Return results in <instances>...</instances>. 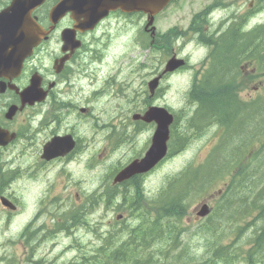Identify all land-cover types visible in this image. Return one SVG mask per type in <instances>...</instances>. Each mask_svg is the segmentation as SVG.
<instances>
[{
	"label": "clouds",
	"instance_id": "1",
	"mask_svg": "<svg viewBox=\"0 0 264 264\" xmlns=\"http://www.w3.org/2000/svg\"><path fill=\"white\" fill-rule=\"evenodd\" d=\"M12 3L13 0H9L10 6ZM9 7L0 10V12ZM246 7L247 5H242L237 8L236 4H231L227 8L217 7L212 9L205 17L207 25L205 39L201 38L199 30L189 32L187 28L182 29L170 38L169 47L171 52L166 53L159 49L152 50L148 60L149 67L144 69H139V66L145 62L143 55H136L135 60L131 63L125 62L127 57L143 51L141 43L138 42L139 33L144 30L143 20L136 23L130 15H106L104 17L107 18L99 19L90 30L81 31L79 28H74V25L83 22L84 18L80 17L79 20H76L73 18L71 11L66 12L70 14V19L74 22V31L79 30L81 34L87 31V34L83 35V47L77 59L69 63L70 73L59 77L57 74L61 70L62 60L56 58L61 55L68 57L72 48L65 47L66 41L62 38V31H57L51 38L44 31L39 36V40H45L46 45L29 61V74L31 78L34 74L39 78L44 76L50 82L46 87L51 89L54 85V92L46 102L40 104L32 112L27 119L26 126L31 132L35 133L36 130L41 128L47 114L52 110L53 103L65 105L66 109L64 111H57L56 113L60 120L50 122L51 129L48 130L47 135L51 139L46 144L56 137L53 135V130L59 126L62 138L65 136L71 137L72 132L75 130L78 136L87 138L90 141L94 140L96 142L93 145L95 150L104 147L108 137L114 131L113 127H105V125H110L112 121H116L118 125L116 131L120 130V125L126 126L127 133L134 134L133 139L125 141L114 149L103 164H97L94 167L89 166V161L93 157V148H88L87 151L78 155L67 165V172L70 174L71 181L79 183L81 190L86 194L91 195L97 190L102 191V178L108 175L112 167L119 166L121 163H131L133 160L140 163L146 159L148 154L145 149L153 147L154 135L158 127L157 123L155 122V126L150 130L140 129L136 131V126L134 124L129 125L128 120L122 115L128 113V118H132L131 109L133 105L129 103V100H134L138 93L141 96V102L147 98L144 95L146 91L145 76L151 73L159 77L165 72L170 60L182 62L183 70L172 73L163 80L160 86L163 90L162 95L154 102H150L146 106L145 112L149 107L170 109L174 113L183 111L191 99L190 94L196 77V70L206 63L210 56L211 49L206 40L213 37L219 38L233 23L231 18L234 15L244 14ZM145 14L148 17L149 14L146 12ZM255 24V20L247 23L244 30L251 31ZM49 31H51V28ZM167 31L168 29H164V32ZM8 51H11V49L9 48ZM39 53H43V55ZM165 55L168 56L169 61L162 62L161 58ZM29 56H32V51ZM57 67H60L59 71H57ZM5 79L11 80L12 78L0 75V83L4 85L3 91H0V112L8 113L16 104L22 110L21 93L24 91L17 92L12 89L11 84L6 85L3 82ZM113 79L126 85L124 96L118 97L113 92L99 96L95 95L100 93ZM5 88L9 89L8 94L5 93ZM15 97H19V99H15ZM42 101H44V98ZM191 107L194 111L198 107V102H193ZM15 109L17 111L16 107ZM82 109L90 110L91 118L88 121L80 119ZM20 123L24 124L23 118ZM21 143L29 144L32 141L24 140L21 137ZM46 144L41 145L43 153ZM138 153L142 154L139 155V158H137ZM193 155L194 151L189 150L186 152L180 166L171 170H160L145 177L142 183L144 196L149 199L158 196L160 190L167 186L166 177L178 175L182 172ZM31 163L32 158L27 157L22 163L17 162L11 167L13 169L17 166L27 168ZM63 167V164H58L48 170L46 174L41 173L35 179L25 176L15 182L13 190L16 191L17 198L23 202L24 211L10 222H8L6 215L2 218L7 225L0 228V244L5 245L4 251L11 252V246L7 242L20 239L24 229L32 223L34 218H36L34 228L39 227L44 222L45 217L43 214L37 217V214L41 211V202L44 200L48 189L56 182ZM134 191L135 189H133ZM67 210V207L60 209L61 213ZM102 214L103 208L101 207L92 214V223L99 222L101 224L99 231L106 235L108 224L106 220L100 219ZM113 215L114 213H109L107 219H111ZM187 222L186 220L185 223ZM251 231L249 229L245 235H250ZM74 239H77L81 245H87L90 241L98 247L102 244V240H98L93 232H85L83 227L74 230L72 235L60 231L55 238L45 242L43 251H38L34 259L43 261L44 264H52L59 253L73 245ZM181 239L187 244L188 254L196 264H203V259H206L208 255L207 241L210 238L205 234L195 232L193 229L190 239H186L185 234H181ZM32 243L35 244L36 241ZM52 245H55V247H52ZM49 249L51 250L49 251ZM78 256L79 249L72 246L69 251L59 257V260H56L55 264L72 261ZM10 258L11 256H9ZM0 264H3V262H0ZM77 264H79L78 260Z\"/></svg>",
	"mask_w": 264,
	"mask_h": 264
},
{
	"label": "trees",
	"instance_id": "2",
	"mask_svg": "<svg viewBox=\"0 0 264 264\" xmlns=\"http://www.w3.org/2000/svg\"><path fill=\"white\" fill-rule=\"evenodd\" d=\"M243 37L236 42L231 38L226 46L220 45L214 50L211 58L214 65L221 68L214 69L213 76H206L190 94L191 100L198 102L195 117L208 116L224 126L223 140L226 141L218 143L200 165L193 167L190 164L184 169L193 172V176L167 177V186L155 198L145 200V204L139 203L141 180H129L114 186L109 184L106 202L122 190L123 200L129 204V213H138L143 222L132 231L122 225L119 230L109 232L102 244L93 246L90 253L82 250L78 258L63 264H77V260L79 264H196L189 254L175 252L179 244L176 228L189 204L221 181L224 185L213 207V215L206 218L204 225L197 226V233L204 231L202 233L210 238L203 264H238L239 261L242 264H264V224L258 231L255 225L253 235L245 242L247 247L238 241L242 233L238 225L237 240L230 244L223 242L229 236L226 235L228 228H224L228 223L232 234L235 231L230 228L234 222L244 220L251 213L256 212L253 221L259 219L264 222V92L248 98L238 94L244 89L245 79L251 82L258 77L260 84L264 80V26ZM244 64H249L257 72L242 78L239 67ZM204 119L208 121L206 117ZM234 129L239 135L234 133ZM246 133L249 137L243 143ZM256 141L259 147L250 153ZM129 188L135 189L136 199L127 197ZM185 196L190 199L183 201ZM75 213L69 214L72 221L67 229L77 225L79 216L72 215ZM63 227L64 223L56 225L58 230ZM124 234H127L125 240L122 239ZM30 239L29 236L23 246L32 251ZM29 255L25 258L27 264L40 263L33 262Z\"/></svg>",
	"mask_w": 264,
	"mask_h": 264
},
{
	"label": "rangeland",
	"instance_id": "3",
	"mask_svg": "<svg viewBox=\"0 0 264 264\" xmlns=\"http://www.w3.org/2000/svg\"><path fill=\"white\" fill-rule=\"evenodd\" d=\"M208 1H211V0H177L176 2H173L172 4H170L163 12H161L158 16L155 17V20H154L155 27L157 28V30L160 33L164 32V29H168L171 26L172 27L176 26L178 28L186 27L188 24V21H189V17L192 14H194L195 12L199 11L201 8H203L207 4ZM245 1H247V0H245ZM232 2L234 4H237L236 1H232ZM132 19H134L136 23H139L141 20H143L145 22V18H142V16H140V15H134V16H132ZM257 20L259 22H264V11L262 13H260V15L257 17ZM139 36H141V35H139ZM141 37H142V39L138 38V42L141 43V45H142V43H144V47H145L147 43H145V41H143L144 37L143 36H141ZM161 51H163V50H161ZM151 52H152L151 50L147 49V50H143L140 53H134L132 56L127 57L125 59V62L131 63L135 60L136 55H143L145 57V62L139 66V69L147 68V67H149L148 60H149V57L151 56ZM167 58H168V56L165 55L161 59L164 61ZM154 76L155 75L148 73L145 76V84H146V82H149L151 80V78ZM257 81H259V79ZM247 85L249 87H251V89L253 90V83L247 84ZM263 85H264V80L261 84L260 83L256 84V86H259V90H257L259 93L264 92ZM125 87H126V85L121 84V83L115 81V79H113V80L109 81L108 85H106V87L102 90L103 93H101L100 95L108 93V92H113L116 96L121 97V96H124V94H125ZM255 95H257V94H255ZM129 103L131 105H133L131 110L140 108V106L142 104L140 94L138 93L134 100H129ZM189 106L190 105L186 106V108L183 111H181L179 113H175V114L181 115L183 112L189 113L192 109ZM31 114H32L31 111H27L26 113L21 114L19 119H20V121L22 118L24 119V124L20 123V131L23 134L22 137L24 138V140L32 141V143L24 144V143H21V139H20L15 145H13L10 148H8L7 150L3 151V156H9L10 159L13 160L12 161L13 164H17V162L22 163L25 158L31 157L32 163L28 165V168H29L28 170H30L32 172L35 169L36 170V177L38 175H40L41 173L46 174L48 170H50L53 167H56L58 164L64 165V167L61 170V173L58 174V178H57L56 182L48 189V192H52V196H51L52 199L50 200L51 208H50V206H46L45 210L50 209L51 214L49 213L48 216H46V215L44 216L45 217L44 223L48 227H50L52 225L51 217L59 210L58 203L60 202V200L58 201L57 199H54L56 196H53V195L61 193L62 200H63L61 207L62 208L67 207L68 209L71 208L72 206H77V203L79 202V200H78L79 198L81 199V202H82V199L83 198L86 199V197L88 196V194H86L84 191L81 190L79 183L75 184V182L71 181L70 174L67 172V165L69 163H71L72 160L75 159L78 155L87 151L88 148H93V145L96 142L94 140L90 141L87 138H82V137H81L82 138V140H81L80 136H78V134L74 130L75 134L81 140V142H84V145H87L86 146L87 150L85 149L81 153H76L75 156L72 158V160L69 162H56V163H51V164H45L44 167H40V166H38V163H39L38 158H39V154H40L39 152H40L41 142L46 137L47 133H44L42 131H38V132L33 133L30 131V129L26 125H27V119ZM122 115L124 116L125 119H127L128 113H123ZM90 118H91L90 111L88 114H84V116L82 114H80V119L83 121H88ZM181 122H182V120H180V122H178L177 129L175 130L176 137L178 139H180L181 135H182V131H181L182 127L180 125ZM113 125H115L113 128L114 131L108 137L107 143L104 145V147L100 148L99 150H95L93 148V157L89 161V165L92 162H94L95 165L103 164L104 160L107 159V157L111 154V152L120 146V144L116 146L114 143V138L116 135V128L118 126L117 122L112 121V123L110 125H105V127H109V126L113 127ZM120 129H122L121 126H120ZM147 129L150 130L152 128L148 127ZM213 131L214 130L207 131L202 136L192 139L182 151H180L179 153H176L175 155H173L170 158H168L167 160H165L164 163L158 169H156L154 172H157L160 170H171V169H174L175 167L180 166V164L182 163V161L185 157L186 152H188L189 150L194 151V155H193L190 162H192L194 165H197V164L203 162L206 159L205 157L208 155L211 148L213 147L212 145L215 141V139L213 140ZM189 136H190V138H193L192 134H190ZM124 164L125 163H121L119 166H123ZM114 168L115 167H112L109 170L108 175L111 173V171ZM107 176L102 178V185H101L102 189L105 188V186L107 184V181H106ZM223 182L224 181L218 182L214 187H212L213 192H216L219 187H222ZM14 184L15 183H13L11 186H9L8 192L11 195L17 196L16 191L13 190ZM97 191L99 192L101 190H97ZM67 194H69V195H67ZM46 196H47V194H46ZM59 197L60 196H58L57 198H59ZM19 201H21V200L17 199L18 203H19ZM22 204H23V202H22ZM23 206H24V204H23ZM101 207L103 208V214L100 217V219L106 220L107 224H108L107 234L104 235L100 232V240H102V241L109 236V234H108L109 232L113 231L112 227L114 225L112 223H113L117 214L122 215V218L124 219L125 224L127 223V225L129 227L136 226V224L138 223V220H141V218L138 216V213H131V214L129 213L127 206L125 204H121L120 198L119 199L114 198L109 204H106L104 202V200L102 199L99 207H97L95 210L90 212L86 217L88 227H90L91 229L94 228L96 231H99L101 224L99 222H97L95 224L92 223V214L95 213L97 210H99ZM109 213H114V215L112 216L111 219H107V216ZM20 214L17 215V217L20 216ZM255 215H256V212L251 213L247 217H244L243 218L244 220L241 219L238 222H234V225H232L230 228L231 231H235L232 234H231V232L229 233V223H228V225L225 227L228 228V230H226V235H229V236L226 237L225 239H223L224 244H230L232 241L235 242L237 240V238H235V233H236V225H238L240 228L239 230L242 232L240 234V238L238 241L242 242V244L245 247H247L248 245L245 242L247 241L248 238L250 239L249 236L253 235L254 229L258 228L257 229V231H258L260 226H263V224H264V222H261L259 219H258L259 221L258 220L253 221V218ZM255 225L257 226L256 228H255ZM196 226H197V224L188 226V233H184L186 239H190V237L193 234V229H195ZM0 228H3L2 225H0ZM232 228H234V229H232ZM249 229L252 230L251 234L246 236L245 234L248 233ZM84 230H85V232H88L87 229H85V227H84ZM73 232L74 231L66 232V234L72 235ZM201 232H204V231H201ZM201 234H203V233H201ZM94 235H95V233H94ZM126 236L127 235H123L122 239H125ZM48 240H52V239H48L47 235L40 236V238L36 239L35 244L31 243L32 251H29L27 248L25 250L19 243H17L18 245L16 246L14 242H18L17 240L14 242L8 241L7 244H9L11 246V249H12L10 253L8 251H4V249H5L4 244H0V262H3V264H27L24 262V260L28 256V254H30L29 256H30L31 260H35L34 258L36 256L37 252L43 251V246H44L45 242ZM94 245L95 244L92 243L91 241L87 245H81L77 239H74L72 246L77 247L79 250L80 249L92 250V247ZM179 245H180V248H178L176 252H178L180 254H182V253L187 254L188 247H187V244L184 242V240L180 239ZM72 246L65 248L61 253H59L57 255V257L54 258V261L52 262V264H55L56 260H59V257L64 255L65 252L69 251ZM52 247H55V245H52ZM50 250L51 249H49V251ZM80 253L81 252L79 251V254ZM45 255H46V253H45ZM9 256H11L10 259H9ZM40 262H42V261H40ZM237 263L242 264V262H240V261Z\"/></svg>",
	"mask_w": 264,
	"mask_h": 264
},
{
	"label": "water",
	"instance_id": "4",
	"mask_svg": "<svg viewBox=\"0 0 264 264\" xmlns=\"http://www.w3.org/2000/svg\"><path fill=\"white\" fill-rule=\"evenodd\" d=\"M40 1L41 0H34L33 3L36 5ZM168 2L169 0H62L50 12V19L56 21V18L60 17L67 11H71L75 16V19L80 17L84 18L83 22H81L82 25H90L88 28H92L99 19L108 13V11L119 9L123 12H146L149 14L151 22L152 16L162 10ZM29 30L33 31L34 28H29ZM75 47H77V45H75ZM181 63L182 62L170 60L166 71L174 70L176 67L182 65ZM36 95H38V97H33V101H41L44 98L43 93H40V96L39 94ZM22 101L24 103L27 99L23 98ZM140 118L145 122L154 121L158 125L157 131L154 135L153 147H149L147 150L148 154L144 161H141L140 163L133 161L124 167L117 174L114 182L128 179L136 174L148 172L166 154V142L168 140L169 125L172 122V115L164 109L149 108ZM73 146L74 143L70 137L61 139L55 138L45 146L43 158L49 160L56 156H63L68 153ZM207 213V207L203 206L199 215L205 216Z\"/></svg>",
	"mask_w": 264,
	"mask_h": 264
},
{
	"label": "flooded vegetation",
	"instance_id": "5",
	"mask_svg": "<svg viewBox=\"0 0 264 264\" xmlns=\"http://www.w3.org/2000/svg\"><path fill=\"white\" fill-rule=\"evenodd\" d=\"M232 1H236L237 2V8L241 7L242 5H247L245 11H247L248 14L254 12L255 9V5L254 2H257V0H248L247 2H245V0H232ZM56 2V0L53 1V4ZM211 4L208 7V12H210L212 9L217 8V7H221V4L218 2H212V0L210 1ZM52 4V5H53ZM222 8H225L224 3L222 2ZM244 11V12H245ZM113 15H121L119 12H114V13H110L108 16H113ZM234 21H238L240 19V16H233L231 18ZM73 26V22L71 21V19L69 18V16H65L62 20H60L56 25H55V29L52 30L51 32L48 33V37L51 38L57 31H62L65 29H70ZM46 29H49L50 25L49 23H47V25L44 26ZM206 31V29H205ZM225 33V32H224ZM87 32H85L84 34H81V32L79 31H75L74 37L76 40H78L80 42V46L78 49L74 50L70 55H68V57H64L63 55L57 57L56 59H60L63 60V64L61 62V70L60 67H57V71L60 70V72L57 74L59 77H63L66 76L70 73V69L68 68V65L70 62L75 61L77 59L78 54L81 51V48L83 47V35H86ZM212 39L206 41L207 43H211ZM46 45V41L43 40L40 45L36 48L33 49L32 51V56H27L22 62V67L20 72L18 73V71H13V70H8L6 73V76L11 77V80H7L5 79L3 82L8 85L11 84L10 87H12V89H15L17 92H22L24 91L25 88H27L30 84V81L33 77L38 78L39 81V85L40 87H42L46 92V100L47 101L48 97L53 95L54 92V85L53 88L49 89L46 87L47 84H49L50 82L44 77L41 76V78H39L36 74L33 75V77L31 78L30 74H29V61L38 54L39 50L42 49L43 47H45ZM158 45V44H156ZM157 47V46H156ZM40 55H43V53H39ZM54 66V64H53ZM183 69H181L180 71H182ZM179 72V71H178ZM168 76V75H167ZM166 78V75L163 73L162 75H160L159 77L154 76L151 78V80L156 79V83L154 85V88L152 91H148V82H146V91L144 93V95L147 97L146 99L143 100L140 108H138L136 110V113H143L146 110V106L149 105L150 102H154L159 96L162 95V89H161V83L163 82V80ZM51 87V85H50ZM3 91L4 89V85L2 83H0V91ZM5 93L8 94L9 93V89L5 88ZM99 93L95 94L98 95ZM15 99H19V97H15ZM40 104L42 103H38V104H34L33 106H25L24 109L22 111H17L10 120L6 119V113L4 112H0V127L1 128H6L8 130L11 131V126H15V127H20V119L19 117L21 116L22 113H26L27 111H31L33 112ZM15 106H19L18 104H16ZM66 109L65 105L62 104H58V103H53L52 105V110L49 111V113L47 114V117L45 119V121L42 123V126L40 129L36 130V131H46V133H48V130L51 129V121L56 120L59 121L60 117H58L56 115L57 111H64ZM89 109H82L81 113L84 116V114H88L89 113ZM7 120V121H6ZM129 125L134 124L136 126V128H138V126H143L142 122H131L128 121ZM122 127V129H120L118 131L119 137H121V139L123 140V142L131 140V135L132 134H128L126 131V126L120 125ZM53 135L54 136H61L60 133V129L59 126L53 130ZM72 138L74 139V147L72 149V151L67 154L65 157L59 159L56 158L54 160H50V161H44L46 162H51V161H57V160H69L71 158H73L75 156L76 153H81L83 152L85 149L87 150L86 146L84 145V142H81L82 138L80 137V139L77 137V135L75 134V132L73 131L71 134ZM51 139V137H49L48 135H46V137L43 139V141L41 142L42 145H44L47 141H49ZM4 149V147L0 146V156L2 155V150ZM144 179L145 176H141V175H135L133 177L130 178V180H137V179ZM213 195L209 198V202L213 199ZM207 201V200H206ZM195 213L192 214V216L187 217L185 220H187L188 222H194L197 220H200L201 218L198 217L197 215V210H193ZM118 220L120 219H115V223H118ZM176 232L178 233V236L180 237L181 234L183 233V230H181L179 227L176 228Z\"/></svg>",
	"mask_w": 264,
	"mask_h": 264
},
{
	"label": "bare ground",
	"instance_id": "6",
	"mask_svg": "<svg viewBox=\"0 0 264 264\" xmlns=\"http://www.w3.org/2000/svg\"><path fill=\"white\" fill-rule=\"evenodd\" d=\"M216 64H217V62H216ZM216 66H217V65H216ZM225 66H226V65H225ZM217 67H218V66H217ZM218 69H220V68H218ZM222 70H224V69H222ZM222 70H221V71H222ZM229 70H230V69H229ZM225 71H226V69H225ZM225 71H223V72H225ZM217 72H218V71H217ZM214 73H215V72H214ZM223 74H224V73H223ZM228 74H229V73H228ZM228 74H227V75H228ZM214 75H215V74H214ZM212 76H213V75H212ZM221 76H224V75L221 74ZM224 77H226V76H224ZM227 79H228V78H227ZM213 81H214V80H213ZM209 92H210V91H209ZM209 94H210V93H209ZM249 123H250V122H249ZM251 123H252V122H251ZM140 193H141V192H140ZM163 207H164V206H163ZM162 209H163V208H162ZM164 209H165V208H164ZM226 210H228V208H226ZM226 210H225V212H226ZM227 212H228V211H227ZM229 213H231V212H229ZM225 214H226V213H225ZM231 214H232V213H231ZM227 215H228V214H227ZM223 216H225V215H223ZM228 216H229V215H228ZM230 217H231V215H230ZM168 219H169V218H168ZM228 219H229V217H228ZM248 242H249V241H248Z\"/></svg>",
	"mask_w": 264,
	"mask_h": 264
}]
</instances>
